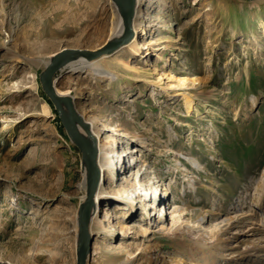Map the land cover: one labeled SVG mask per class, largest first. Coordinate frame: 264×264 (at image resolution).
Returning <instances> with one entry per match:
<instances>
[{"label": "rangeland", "instance_id": "1", "mask_svg": "<svg viewBox=\"0 0 264 264\" xmlns=\"http://www.w3.org/2000/svg\"><path fill=\"white\" fill-rule=\"evenodd\" d=\"M138 11L146 25L136 46L148 49L126 44L100 56V72L67 67L54 77L97 130L120 128L100 133L115 165L100 177L91 264H155L153 243L160 264H264V0H140ZM119 17L112 0H0V264H78L85 163L38 59L97 50ZM151 177L180 208L166 206L157 233L148 232L159 225L147 185L131 207L112 197ZM106 209L111 220L100 223Z\"/></svg>", "mask_w": 264, "mask_h": 264}, {"label": "bare ground", "instance_id": "2", "mask_svg": "<svg viewBox=\"0 0 264 264\" xmlns=\"http://www.w3.org/2000/svg\"><path fill=\"white\" fill-rule=\"evenodd\" d=\"M134 1H135V5L133 7V12H132L131 21H130V26L133 29V38L128 43V46H130L131 48H135L136 50L142 51L143 48L148 49L147 42L141 41L140 47H137L136 46L137 45L136 38H137L138 34H141L142 32H144L146 24H143L142 20L140 19V15H139V11H138L140 0H134ZM117 9L119 11V16H120L118 18V21H117L118 25L116 28L115 27L112 28L113 35L111 36V38H109V40L120 37L121 35L125 34V32L127 30V26L125 24L123 16L121 15V12H120L118 7H117ZM148 25H152V24H148ZM65 50H67V53L64 56V61H63L61 68H67L68 67L72 71L93 70L96 72H100V69L102 68V59L105 57H109L108 55L105 56L106 55L105 54L104 55L105 57H103V58L101 57V59H100V56L87 58V57L81 56L80 54L77 53L78 50H82V49L64 48V49L60 50L59 52H62ZM57 53L58 52L53 53L48 58H42V59H38V60H40L46 68L47 66H49L51 64L52 58ZM54 77H55V75H54ZM54 77H53L54 89L56 91V94L62 98L61 106H62V110H63L64 114L68 118L70 124L74 128H76L77 131L81 134V136L85 139V141L87 142L89 147H91V149L95 150V166L92 168L90 167L89 169L87 168L86 165L84 166L85 179H84L83 183L81 184V186L85 190L87 189V193H88V189H89V179H91L93 181V185H94L93 198H92V202H91L89 212H88V218H89L88 231H89V229L92 231L94 228L93 222L97 216L99 204H100L101 198H102L101 184H100L101 178L100 177L101 176H102V178L104 177V171L105 170L109 171L112 174L113 173V166L115 165V160H113V158L111 156H109L107 149L105 148V142H107V139H104V142H103V139L101 140L100 133H101V131L102 132L108 131V132L113 134L115 132H119L120 128L119 127L109 128L108 126H106V124H104V126L100 130H97L95 128V126L93 125V121L90 118H88L83 112L77 111L75 109V107H73L74 113H72L69 110L68 106L66 105L65 101L63 100V98L70 97L72 99L73 96L69 95L70 92L68 90L57 89L55 87ZM159 80H160V78L156 77L154 82L157 84L159 82ZM177 85L184 88L186 86V79L185 78L179 79ZM182 98H183V103L185 105V108L187 110H189L191 108V104H192V101H191L192 97L190 96V92L189 91L182 92ZM72 101H73V99H72ZM73 106H74V104H73ZM117 154L119 155V157L124 156V151L121 153H117ZM137 160H138V158H135L134 155L130 156V162L136 163ZM120 162L121 163L123 162V164H124L123 157L121 158ZM195 164L197 165L198 163L195 162ZM147 170H148L147 164L142 166V168H140V170H139L140 178L142 175H145V173H147ZM161 181H163L162 178L158 179V177H151L147 184H139L138 183V186L136 184V187L134 188V190L133 189L132 190H130V189L124 190V191L121 190V191H118V192H115L112 194V197L115 198L118 196L120 198V200H122L124 202L123 203L124 205L131 207V205H129L131 202L129 200L130 197H132L134 195V193H140L141 190L145 189V185H147L146 189L147 188L149 189V194L151 195V196H149V198H151V199L153 198L152 201L150 202L151 204L148 205V206H150L149 208H150L151 212L154 214V217L151 219V221L153 224L157 223V225H159L158 229L157 228H151L148 232L157 233L160 230L167 229V226H165V224H164L165 220H167V210H165L167 205H168V208L169 207L172 208V212H171L172 215H174L180 211L179 206H177L174 202H169V200H167V198L164 197L168 191H167V188H163V189L160 188L162 185H165V182L160 183ZM87 195L84 196L82 203L86 202ZM119 208H123V207H119ZM163 213H165V216L161 217L160 215H162ZM156 215H157V218H156ZM111 217H112L111 211L106 209V211L103 214V219H102V221H100V223H103L106 220L110 221ZM201 218L205 219V216H203ZM201 218L198 217V220L200 221ZM179 219H180L179 216H176L175 218L173 216V218H172V220H173L172 221L173 222L172 223L173 231H176V229H179L181 227V223H178ZM189 222H191V220H189ZM199 223H201V221ZM76 225H77V227H79L77 232H80L79 211H78V218L76 220ZM157 225H156V227H157ZM221 228L222 227H220V229ZM112 230H115V226L113 223H109L108 227H106V232L111 233ZM75 240L77 241V247H78V244L80 242L79 234H78V237H75ZM98 247H99V243L97 240L94 243V245L91 247L92 252H89L90 248L86 249L87 248L86 247L84 249L85 264H91L90 256L97 254L96 250L98 249ZM147 248L150 251V254H151V250H154V253H155L154 258H152L153 256H151V255H149L148 258H150L151 260L153 259L155 264H160L163 262V259H162L163 256L160 255V251H159L160 246L159 245H155V243H153V246L151 244Z\"/></svg>", "mask_w": 264, "mask_h": 264}, {"label": "water", "instance_id": "3", "mask_svg": "<svg viewBox=\"0 0 264 264\" xmlns=\"http://www.w3.org/2000/svg\"><path fill=\"white\" fill-rule=\"evenodd\" d=\"M112 1L119 8L121 15L123 16V19L127 26V30L125 34L121 35L118 38L108 40L105 44H103L100 48H98L95 51L78 50L77 53L80 54L81 56L91 58L105 54L106 55L111 54L115 52L117 49L121 48L122 46L128 44L133 38V29L130 26V21H131V16L133 12V7L135 5V1L134 0H112ZM66 53L67 50L55 54V56L52 58L51 64L47 66L40 73L39 79L44 92L54 104L67 134L81 150L83 161L87 166V168L89 169L90 167L92 168L95 166V150L89 147V145L87 144L85 139L81 136V134L77 131V129L70 124L68 118L66 117V115L62 110V106H61L62 98L56 94L53 85V77L55 73L61 68ZM63 100L65 101L69 110L72 113H74V108H73L74 106L72 99L70 97H66L63 98ZM93 189H94L93 181L89 179L87 200L86 202L80 205V209H79L80 242L77 247L78 264H84L85 262L84 249L86 247H87L86 249H89L90 247L91 235L88 231V225H89L88 212L93 198Z\"/></svg>", "mask_w": 264, "mask_h": 264}]
</instances>
